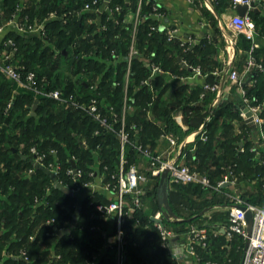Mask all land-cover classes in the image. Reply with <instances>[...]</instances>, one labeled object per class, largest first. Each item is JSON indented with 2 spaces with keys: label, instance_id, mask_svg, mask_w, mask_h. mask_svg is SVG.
Returning a JSON list of instances; mask_svg holds the SVG:
<instances>
[{
  "label": "trees",
  "instance_id": "16d2710c",
  "mask_svg": "<svg viewBox=\"0 0 264 264\" xmlns=\"http://www.w3.org/2000/svg\"><path fill=\"white\" fill-rule=\"evenodd\" d=\"M146 1L143 13L148 16L155 2ZM87 2L92 0H0V25L14 17L26 27H43L39 32L16 30L7 35L5 42L12 38L16 46V49H10L11 63L20 67L23 75L34 72L43 89L58 88L65 95L73 94L84 99L99 94L106 106L121 111L133 29L132 23L125 22L124 14L128 10L136 11L137 0H131L130 4L124 0L112 1L108 5L114 11L111 17L107 10L86 11L84 7ZM99 6L104 8L105 0H100L94 8ZM117 6L121 8L116 10ZM249 15L256 24V41L259 43V37L264 36V16L260 17L254 10H250ZM154 24L156 20L149 16L138 27L136 45L139 55L132 60L127 88L133 109L128 114L127 123L128 126L136 124L139 128L130 130L132 141L142 143L153 152L152 144H155L157 136L169 134L181 141L186 134L198 130L207 117V113L192 114L198 107L194 108L189 105L190 100H185L186 107L181 108L188 129L183 131L175 120L173 102L169 107L163 100L162 91L168 88L163 81L166 75L180 74L176 66L178 57L193 66L196 60L191 56L190 48H184L175 39L169 41L166 31L160 28L152 31ZM5 42L2 51L8 50ZM252 45V40L245 35L238 36L236 49L242 48L247 60L252 54L264 67V44L259 43L255 49H252ZM141 56L158 65L165 75L161 76L163 72L159 71L153 73ZM249 78L250 81L245 84L247 95L263 102L264 69L254 67L249 72ZM145 80L149 83H143ZM216 81L221 82V76L209 74L204 83ZM204 83L199 97L205 91ZM92 85H98L97 89L94 90ZM155 91H158L157 96ZM181 91L176 93L179 95ZM214 97V92H206L202 97L204 105L212 102ZM36 100L39 102L33 113ZM179 102L176 104L179 105ZM241 105V96L233 102L228 97L221 99L214 107L213 114L218 110L224 111V127L233 130L234 134H228L219 141L210 129V122L208 139L203 141L198 136L197 152L189 154L186 163L192 169L207 174L214 184L220 180L221 173L223 176L224 168L233 165L238 178L237 187L228 189V186H222L216 190L194 183H170L169 200L174 211L181 218L192 219L173 221L164 218V223L182 233L193 225L208 228L206 245H195L197 256L194 258L201 264L229 262L228 258L222 256L223 252L229 251L227 248L210 244L212 230L210 225L202 222L204 208L233 204L229 194L239 189H242L239 195L245 201L264 205V163H260L251 151L257 133L252 125L243 121ZM261 114L264 117V109ZM234 120L239 121V134L234 130ZM155 121H160L163 127L160 128ZM97 126V122L86 113L25 89L15 81L6 79L0 71V230H3L0 234V264H118L116 246L106 243L107 237L115 232L113 215L99 211L96 205L89 203V197L79 198L55 186L51 174L45 168L34 165V156L30 152L32 146L45 150L56 147L64 166H71L70 159L75 155L78 165L87 175L95 164L96 151L103 160L102 164L114 171L118 164L119 139L115 133L106 130L95 135ZM81 139L88 142V147L80 143ZM221 143L226 156L219 163L215 150ZM241 144L245 146V152H239ZM126 152L129 162L141 160L132 145L127 146ZM203 156L213 157L217 167L214 171L210 164L204 162ZM30 169L35 171L30 172ZM149 179L146 196H150L153 202L155 200L160 208L157 199L160 177L149 175ZM36 197L39 201L35 200ZM212 199L214 203L208 204ZM95 202L107 200L104 196H98ZM187 209L195 211L183 215L182 212ZM76 215L79 218L75 224ZM137 215L141 225H135L133 219H127L124 223L127 239L124 264H141L140 261L148 254L158 260L156 264H178L180 261L161 246V236L154 228L153 217L144 213ZM52 217L55 221L47 225V219ZM143 221L150 229L143 228ZM225 223H228L227 218ZM57 228H63L66 232L60 236L55 233ZM147 238H151L148 245L145 244ZM236 238L235 246L239 248L242 237L237 235ZM22 249L27 251L28 260L22 257ZM230 256L237 257L238 251L231 252ZM241 261L242 255L239 264Z\"/></svg>",
  "mask_w": 264,
  "mask_h": 264
},
{
  "label": "built area",
  "instance_id": "2783aa9c",
  "mask_svg": "<svg viewBox=\"0 0 264 264\" xmlns=\"http://www.w3.org/2000/svg\"><path fill=\"white\" fill-rule=\"evenodd\" d=\"M252 1L255 3L257 0H236L237 3L250 4ZM100 3V0H92L87 2L84 9L86 11H103L110 12V17L114 13L112 8L101 6L94 8ZM236 3V4H237ZM144 0H138L137 8L135 11V19L133 23V29L131 34V45L129 54L127 56V72L125 76V96L121 111H117L113 106H106L103 99L99 98V94L93 95L88 99L76 97L73 94L65 95L61 89H43V85L40 86L39 82L34 74L30 71L27 75H23L20 71V67L11 63L12 49H16L15 42L12 38H8L5 42L8 45V50L2 52L0 59V71L6 77V79L15 81L19 86L31 90L36 94L48 97L64 105L65 107L80 110L89 115L98 126L95 129V135L101 134L102 130L111 131L116 134L119 139L120 149L118 155V164L114 171L109 169L108 165H103V160L98 153H95V164L91 166V169L85 173V170L78 165V159L73 155L70 159L71 166H64L63 159L60 156V152L56 147L50 149H39L37 146H32L30 152L34 156L33 163L36 166L45 168L52 176L53 184L62 188L65 192L77 196L79 198L89 197V203L96 205L99 211H103L109 215H113L115 219V232L109 237H113L112 245L116 246L118 264H124L125 259V245L127 244L126 233L124 229V223L127 219H133L135 225L141 223V219L138 217V213L143 210L144 197L147 193V184L149 182V175L153 177H160L165 169L169 171L170 183H194L201 185L204 188H214L216 190L224 186L226 183H230L234 188L237 186V175L233 169V165H228L224 169L226 170L222 178L214 184L211 178L186 163L178 162L172 157L166 156L164 153L153 152L150 148L145 147L140 142H133L131 138L130 130H139L136 124L128 126L127 118L129 112L132 110V105L129 102L127 96V88L131 74V64L134 57L139 55V50L136 45L138 27L147 17L152 16L156 20V24L151 26V30H157L161 28L162 21L164 19V13L160 10V7L154 3L152 5V11L148 16L143 13ZM257 6V5H256ZM121 7L117 6L116 10ZM54 15V14H52ZM90 21H93L90 19ZM235 38L234 42L240 34L246 36V38L252 40V49L258 48L259 43L256 41L257 29L256 24L249 15V11L245 16L240 14L232 15L230 20ZM5 24H13L15 28L20 31L39 32L42 30V25L26 27L23 23L18 22L14 17L6 21ZM5 26L0 25V34L3 32ZM106 28L105 25L102 26ZM167 39L172 41L178 34V28L172 27L168 30ZM185 45V42L181 44ZM10 50V51H9ZM145 65L151 69L153 73L161 72L162 69L151 62L149 59L141 56ZM258 67L263 70L264 67L261 63H258L255 57L250 54L245 69L240 72L238 70H232L229 73V78L233 83L239 85L241 90L242 105L240 107V113L243 119L248 121L252 125L257 133L254 140V144L251 146L260 163H264V117L262 116V110L264 109V101L258 102L257 98H251L247 95V90L244 87L245 76L254 68ZM195 71L200 72L199 67L194 68ZM143 83H149L148 80ZM204 92L201 96L204 97L206 92L212 91L215 93L213 104L216 105L222 97L221 82L216 81L214 83H204ZM98 85H92V88L97 89ZM11 102L8 103L10 108ZM250 115H247V111ZM210 117H207L205 121L198 128V134L203 141L208 139V124ZM171 144H176L177 139L169 134L164 135ZM80 143L84 147H88V142L85 139H81ZM132 145L139 153L142 160L139 162H129L126 152L127 146ZM239 152H245L246 148L243 144L238 148ZM73 161L75 166L73 165ZM140 162L146 164L145 170L142 171L139 166ZM34 169H30V172H34ZM149 173V174H148ZM264 187V186H263ZM50 192V188L47 189ZM98 196H104L107 202H95ZM233 201V204L229 206L228 223L224 226V230L227 235L232 238L235 235L243 237L245 240L248 236V224L246 219V212L239 206H246L253 212V229L250 236L249 246L245 252L243 264H264V205H257L245 201L240 195L229 194ZM36 201L39 198L36 197ZM156 217H163L162 212H159ZM55 218H49L46 221L47 225L52 224ZM157 230L161 236V246L168 249L169 252L179 260L178 251L175 238L178 240L183 239L184 244L188 246L190 253L193 256H197L195 253V245H206L208 237V229L204 226L193 225L188 231L182 233L172 229H169L165 223L154 221ZM148 226V225H146ZM66 232L63 228H57L56 234H64ZM49 233V232H48ZM21 255L24 259L28 260L27 251L22 249ZM59 258L60 255H57ZM180 264V262L178 263ZM210 264H218L212 262Z\"/></svg>",
  "mask_w": 264,
  "mask_h": 264
},
{
  "label": "crops",
  "instance_id": "0c3cea01",
  "mask_svg": "<svg viewBox=\"0 0 264 264\" xmlns=\"http://www.w3.org/2000/svg\"><path fill=\"white\" fill-rule=\"evenodd\" d=\"M114 0H105V7L108 6ZM127 4L131 3V0H124ZM159 7L160 10L164 13V19L162 21L161 30L168 32L172 27L178 28V34L175 38V41H179L181 44L185 42L184 48H190L191 56L196 60L195 66L191 65L185 59L178 57V62L176 66L178 67L180 74L179 75H166L167 78L164 81V84H167L168 88L164 91L163 100L169 104L171 107V102L180 100L179 105H175L174 111L177 113L179 118L175 117L176 122L180 125L183 131L188 129V125L184 120L182 115V106L186 103L185 100H190L189 105H192L197 110L192 112L195 115H205L210 117V129L213 130V134L222 141L224 136L234 134L233 130L227 129L224 127L225 121V112L216 111L213 114L214 107L218 105L223 97H228L230 101H235L241 95V90L239 85L233 83L229 78V73L232 70H238L242 72L247 64V58L244 54V50L239 48L236 49V44L238 38L234 42L235 33L230 25V18L232 15L239 14L236 9V0H153ZM233 1L235 5H233ZM138 2V0H137ZM147 3L146 0H144ZM256 5L261 7L259 12H256L261 16H264V0H257ZM145 5H143V9ZM135 12L127 11L124 14V20L126 23H134ZM3 32L0 34V58L2 56V47L5 42V38L11 31H16L15 25L5 24ZM259 43L264 44V36L259 37ZM186 50V49H184ZM170 55V53H169ZM195 67L200 68V72L195 71ZM163 72V71H161ZM160 72V73H161ZM209 74L215 76H221V91L222 97L219 102L214 105L213 100L207 105H204L202 96H200L201 85L205 82L206 77ZM165 73H161V76ZM249 73L245 76L244 83L249 80ZM246 89V86L244 84ZM182 90V91H181ZM181 91V94L176 92ZM175 94V95H174ZM177 107V108H176ZM159 111V110H158ZM160 113V111H159ZM156 114V113H154ZM206 117V118H207ZM183 118V119H181ZM245 123H248L245 119ZM160 128L163 127L160 121H155ZM234 130L237 134L240 133L239 121L234 120ZM249 124V123H248ZM198 130L191 131L186 134L181 141L177 140L176 144H171L170 141L164 136L160 135L156 137L155 144H152L153 150L158 153H164L168 157L174 158L178 162L187 163L189 154L197 152V145L199 144L197 133ZM173 136V135H172ZM200 137V136H199ZM201 139V138H200ZM202 140V139H201ZM218 140L215 141L217 144ZM189 146L190 149L188 148ZM189 152V153H187ZM215 156L217 157L216 161L219 163L223 162L225 154V148L222 146V143L216 148ZM219 157V159H218ZM222 157V158H221ZM194 159H197L194 158ZM202 159L205 163L211 165V170H215L217 167L214 165L213 157L203 156ZM142 160V159H141ZM141 170L144 171V166L141 167ZM222 178V173L220 179ZM224 186H228V189H233L234 187L230 183H226ZM242 193V189H239ZM147 195V193H146ZM144 197V207L143 210L139 213H144L151 218L161 212L160 208L157 207V203L154 200L151 201L150 196ZM230 205L216 204L205 208L202 212H209L210 209H218L220 211L226 210ZM222 209V210H221ZM205 213V215H206ZM163 216V215H162ZM204 216V214H203ZM108 218V217H107ZM106 218V219H107ZM109 219H107L108 221ZM226 219L219 218L211 223L210 233L211 243L214 245L222 246L231 250V245H228V241L237 239L235 235L229 240L224 226L227 225ZM207 224V222H203ZM209 224V223H208ZM141 225V224H139ZM144 229H150L146 224H142ZM154 228L157 230V227L154 224ZM169 229L175 230L168 227ZM208 229V228H207ZM177 231V230H175ZM3 233V230H0V234ZM65 233V232H64ZM221 233V234H220ZM63 234L61 233L60 236ZM113 235V234H112ZM34 236H31L33 238ZM113 237L106 239L108 245H112ZM151 238H147L145 244H149ZM183 239L176 241L178 256L180 264H201L200 261H197L194 256L190 253L187 244L185 245ZM214 241V242H212ZM105 243V244H106ZM209 244V245H210ZM235 244V243H233ZM238 248V246H235ZM210 249V247H209ZM237 251V249H236ZM244 252V249H243ZM103 253V252H102ZM230 253V252H229ZM104 254V253H103ZM228 254V253H227ZM101 257V256H100ZM243 257V254H242ZM137 261V260H136ZM141 264H156L158 262L154 256L148 254V256L142 259ZM239 264V262H238ZM241 264V262H240Z\"/></svg>",
  "mask_w": 264,
  "mask_h": 264
},
{
  "label": "water",
  "instance_id": "95a60500",
  "mask_svg": "<svg viewBox=\"0 0 264 264\" xmlns=\"http://www.w3.org/2000/svg\"><path fill=\"white\" fill-rule=\"evenodd\" d=\"M236 9L240 15L245 16L247 14V12L250 10H254L256 12H259L260 7L256 6V3L254 1H252L250 4L239 2L236 5ZM249 81H250V79L247 80L244 84L248 83ZM38 102L39 101L36 100L35 104L32 107L33 113H35ZM247 115H250V113L248 111H247ZM73 165L75 166L74 161H73ZM169 189H170L169 171H168V169H165L160 176V181H159V185H158V189H157L158 204H159V207H160V210L162 212L163 217L153 216L154 221L164 223V218L168 219V220H173V221H183V220L190 221L192 218H181L174 211V209L170 203V200H169ZM239 207H241L242 209L245 210L247 224H248V227H247L248 236H247L246 241H245L244 252H243V257H242V261H241V264H243L245 252L249 246L250 236L252 234V229H253V212L249 208H247L246 206H239ZM204 212H202L201 214H203ZM78 218H79V215H76L74 218L75 224L77 223ZM174 241H178V239L175 238Z\"/></svg>",
  "mask_w": 264,
  "mask_h": 264
},
{
  "label": "rangeland",
  "instance_id": "374dc122",
  "mask_svg": "<svg viewBox=\"0 0 264 264\" xmlns=\"http://www.w3.org/2000/svg\"><path fill=\"white\" fill-rule=\"evenodd\" d=\"M152 87V86H151ZM158 91H155V95L157 96L158 94ZM162 95H164V90L162 91ZM173 102V106L174 105H177L176 103L178 102V100H176V101H172ZM193 102V101H192ZM192 102H190V103H192ZM186 104H184V107H186L185 106ZM177 108V107H176ZM132 109V108H131ZM133 110V109H132ZM161 111H163V108L161 109ZM176 118H179V116H181V115H178L177 113H175V115H174ZM181 119H183V118H181ZM178 123V122H177ZM185 163V162H184ZM139 166L140 167H142V166H144V168L146 167V164H144L143 162H140V164H139ZM241 192L239 191V190H236L235 192H234V194H236V195H239ZM214 200L212 199V200H210L209 201V203L208 204H213L214 202H213ZM208 207H210V205L209 206H207V208ZM205 209V208H204ZM203 209V210H204ZM222 210V209H221ZM195 210L193 209V210H185L184 212H182V214L183 215H188V214H190V213H193ZM205 213H206V211L203 213L204 214V217H203V220H202V222H207V224H204V225H211V223H213V221L214 220H216V219H219V218H224V220L227 218L228 219V217H229V209H226V210H222V211H220V210H218V209H216V210H214L213 208L212 209H210V211L209 212H207L206 213V215H205ZM200 221V220H199ZM209 223V224H208ZM168 227V226H167ZM173 226H170V228H172ZM234 237V236H233ZM232 237V238H233ZM228 238H229V240H231L230 239V237L228 236ZM237 240L238 239H235V240H232V241H228L227 242V244L228 245H231V250L230 251H225V252H223V257H226V258H228L229 259V262H226V260H225V262H226V264H230V262H231V264H238V260H239V257L242 255V252H243V249H244V245H245V239L242 237V239L239 241V248H237V247H235V244H233V243H236L237 242ZM236 249H237V251H238V256L237 257H234V256H230V253L231 252H233V251H236ZM230 252V253H229ZM228 253V254H227ZM228 256V257H227ZM230 259H231V261H230ZM225 262H223V263H225Z\"/></svg>",
  "mask_w": 264,
  "mask_h": 264
}]
</instances>
